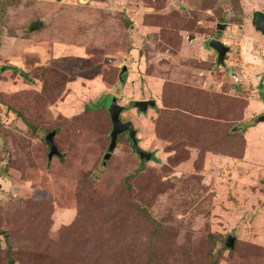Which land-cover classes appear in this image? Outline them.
<instances>
[{
  "label": "rangeland",
  "instance_id": "obj_1",
  "mask_svg": "<svg viewBox=\"0 0 264 264\" xmlns=\"http://www.w3.org/2000/svg\"><path fill=\"white\" fill-rule=\"evenodd\" d=\"M81 1L0 0V264H264V0Z\"/></svg>",
  "mask_w": 264,
  "mask_h": 264
},
{
  "label": "water",
  "instance_id": "obj_2",
  "mask_svg": "<svg viewBox=\"0 0 264 264\" xmlns=\"http://www.w3.org/2000/svg\"><path fill=\"white\" fill-rule=\"evenodd\" d=\"M81 2L84 3L85 1L82 0ZM41 25H42L41 21L35 20L32 22L30 29L33 30L34 28L39 27ZM252 25H253V28L255 29V31L259 32L261 35L264 36V12L258 11V13L255 15V17L252 21ZM192 38H193V36L192 37L188 36L187 41H190ZM207 46L212 48L213 51L215 52L216 65L217 66L218 65H224L225 66L224 57L227 55V53L230 49L229 46L226 45L220 39L213 38V37L208 39ZM124 69H125V67L123 66L121 71H123ZM230 73L233 76H236L235 73H233L231 71H230ZM19 75L22 76L23 78L27 79V80H30V77L28 76V74L22 70L20 71ZM153 105H155L154 100H136L134 102V106L140 111H145L148 108V106H153ZM118 115H119V113L116 110L110 117L111 130L109 131V143L107 146L106 158H108V156L110 155L109 153L116 147L118 136L123 132H127V135L130 138L131 147H132L133 151L135 152V154L137 155V157L139 159L148 160L151 156V153L147 152L146 150L142 149L139 146L137 139H136V130L134 129L132 122L130 120L122 121V120H120ZM53 134H54V132H51L50 135L45 138V142L47 143V145L49 147V152L47 155L48 158H51L54 154L57 156L60 155L55 144H54V142H53V139H52ZM106 158L104 160H106ZM232 240H233V238L230 237L228 239V241L226 242V245L231 247L232 246Z\"/></svg>",
  "mask_w": 264,
  "mask_h": 264
},
{
  "label": "trees",
  "instance_id": "obj_3",
  "mask_svg": "<svg viewBox=\"0 0 264 264\" xmlns=\"http://www.w3.org/2000/svg\"><path fill=\"white\" fill-rule=\"evenodd\" d=\"M126 24H129L128 21L125 22ZM120 83V82H119ZM27 123V122H26ZM28 124V123H27ZM55 155V154H54ZM142 212H144L143 209H141ZM0 235H3V236H6V232L5 231H2L0 230ZM6 264H13V261L11 259H8L7 263Z\"/></svg>",
  "mask_w": 264,
  "mask_h": 264
},
{
  "label": "flooded vegetation",
  "instance_id": "obj_4",
  "mask_svg": "<svg viewBox=\"0 0 264 264\" xmlns=\"http://www.w3.org/2000/svg\"><path fill=\"white\" fill-rule=\"evenodd\" d=\"M254 15H255V14H254ZM253 19H254V18L252 17V21H253ZM39 21H40V20H39ZM222 25H223V24H222ZM224 27H225V25H223V28H224ZM217 32H218V31H217ZM214 56H215V55H214ZM214 58H215V57H214ZM263 118H264V116L261 117V119H263ZM124 133L127 134V132H124ZM117 139H118V138H117Z\"/></svg>",
  "mask_w": 264,
  "mask_h": 264
}]
</instances>
